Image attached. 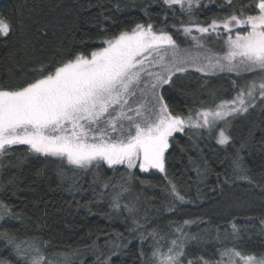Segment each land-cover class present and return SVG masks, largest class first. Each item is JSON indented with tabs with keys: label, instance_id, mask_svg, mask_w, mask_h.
Segmentation results:
<instances>
[{
	"label": "snow or ice",
	"instance_id": "6c2138e0",
	"mask_svg": "<svg viewBox=\"0 0 264 264\" xmlns=\"http://www.w3.org/2000/svg\"><path fill=\"white\" fill-rule=\"evenodd\" d=\"M210 3L221 14L201 21L197 13L208 7L201 0H157V6L166 10L163 19L156 21L153 0H148L138 6L145 21L111 33L106 27H98V22L79 38L78 29L64 32L62 21L61 35L56 23L39 25L33 21L38 25L33 30L24 20L0 13L4 46L19 32L17 43L28 57L20 64L11 56L15 63L0 74V157L8 155L14 146H26L29 154L55 163L61 179L68 171L92 172L97 186L98 171L103 166L113 171L122 166V190L136 180L151 186L137 172L162 174L166 185L161 190L170 198L165 210L175 215L180 206L194 202L169 176L173 151H185L178 138L184 134L189 140L211 139L219 146L231 147L232 176L252 184L245 155L257 144L264 151V120L253 123L248 137L239 141L231 135V127L239 117L250 115V110L259 108L264 115V0ZM116 8L119 10L120 5ZM177 11L181 14L179 26L169 23V15L175 19ZM181 37L187 46L178 43ZM190 70L227 77L229 88L224 92H231V96L217 100L219 92L210 90L212 103L200 100L196 107L175 110L168 93L174 77ZM196 172L202 183L208 170L201 172L197 166ZM217 182H221L219 176ZM222 182L227 183L228 177ZM110 187L115 188V183L103 184L104 189ZM92 191L95 194L96 189ZM120 199L121 193L116 192L111 207L127 211L132 218V239L148 242L151 256L147 264H264V253H247L240 247L244 237L235 223L223 238L218 230L217 258L190 256V242L200 237L189 235L185 226L196 221L170 222V232H164L150 227L147 213L141 223L139 209L130 204L122 206ZM8 219L19 217L0 203V221L7 223ZM260 223L264 225V219ZM119 235L123 238L122 233ZM0 239L4 246L0 264H57L34 239L18 242L7 228L0 231ZM132 239L124 238L123 247L127 248ZM92 243L97 244V240ZM120 247L113 245L107 256L98 249L97 264H110L113 256H119L116 249ZM144 255L141 250L142 264Z\"/></svg>",
	"mask_w": 264,
	"mask_h": 264
},
{
	"label": "trees",
	"instance_id": "16d2710c",
	"mask_svg": "<svg viewBox=\"0 0 264 264\" xmlns=\"http://www.w3.org/2000/svg\"><path fill=\"white\" fill-rule=\"evenodd\" d=\"M146 2L148 0H0V13L14 17L16 21L24 20L33 30L38 26L33 21H38L39 25L51 22L57 24V32L60 33L59 22L62 21L64 32L70 28L78 29L76 35L79 38L98 22V27H106L111 33L145 21L147 18L138 6ZM201 2L208 5L197 13L201 21L221 14L210 0ZM117 4L120 5L119 10ZM165 10L163 5L157 6V0H153L154 20H162ZM180 19L178 11L175 19L169 15L170 24L177 23L179 26ZM18 38L19 32L7 41V47L0 38V74L10 63H15L11 56H15L20 64L27 61L23 47L17 43ZM178 43L185 44L182 37L178 38ZM174 81L168 95L172 97L177 111L196 107L200 100L212 103L208 95L210 90L219 92L217 100L229 98L232 94L224 92L229 84L223 75L204 76L190 70L177 74ZM261 120H264V115L259 108L250 110V115L233 121L231 135L237 141L246 138L251 125L259 124ZM178 138L185 151H173L168 164L169 176L194 202L180 206L175 215L165 210L170 198L161 190L166 185L162 174L137 172L141 179L150 181L151 186L136 180L125 185L127 190H122L120 185L124 183V168L120 166L118 171H113L103 166L98 171L97 186L93 184L92 172L85 175L68 171L66 177L61 179L56 174L55 163L29 154L26 146H14L8 155L0 157V203L11 208L19 219H8L7 223L0 221V231L7 228L17 236L18 242L36 240L47 257L57 261V264L65 261L67 264H97L98 249L107 256L115 244L121 245L116 249L119 256H113L110 264H142L141 250L145 253L143 264H147L151 256L148 242L141 244L132 239L129 234V228L133 226L132 218L127 211L111 207L113 195L120 192V204L138 208L137 217L141 223H144L143 218L147 213L152 228L170 232V222L183 224L184 220L196 221L185 226L189 235L200 237L198 241L190 242V256L217 258V249L220 248L216 242L218 230L223 238L231 233L232 223L237 225L244 237L240 247L245 252L256 255L264 253V225L260 223L264 219V151L257 144L245 155L246 167L250 169L248 175L253 180L249 184L232 176L231 147L219 146L211 139L194 137L189 140L184 134H178ZM197 166L201 172L208 170L202 183L201 177L197 176ZM38 172L41 174L37 175ZM218 176L220 183L217 182ZM226 176L228 182L223 183ZM109 181L114 182L116 187L104 189L103 184ZM93 188L96 189L95 194ZM101 193L104 194L101 196ZM121 233L123 238L119 235ZM124 238L132 239L127 248L123 247ZM93 240H97V244L93 245ZM45 242H48L46 248ZM3 251V240L0 239V252Z\"/></svg>",
	"mask_w": 264,
	"mask_h": 264
},
{
	"label": "rangeland",
	"instance_id": "374dc122",
	"mask_svg": "<svg viewBox=\"0 0 264 264\" xmlns=\"http://www.w3.org/2000/svg\"><path fill=\"white\" fill-rule=\"evenodd\" d=\"M182 46H187V45L184 44V45H182Z\"/></svg>",
	"mask_w": 264,
	"mask_h": 264
}]
</instances>
